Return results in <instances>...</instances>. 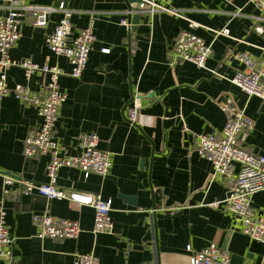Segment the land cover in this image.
Masks as SVG:
<instances>
[{
	"label": "crops",
	"instance_id": "crops-1",
	"mask_svg": "<svg viewBox=\"0 0 264 264\" xmlns=\"http://www.w3.org/2000/svg\"><path fill=\"white\" fill-rule=\"evenodd\" d=\"M155 2L166 9L138 14L140 22L129 28L121 24L130 16L126 0H0V16L12 3L64 4L71 12L72 39L93 21L96 39L80 78L70 75L66 57L48 49L59 12L49 16L46 27L25 22L10 56L64 71L59 84L67 98L53 134L60 150L78 154L80 137L96 134L112 166L105 176L89 177L66 166L58 171L57 184L67 192L112 199L114 224L111 233L94 232L95 210L89 205L37 192L5 193L6 175L47 183L49 162V156L24 154L26 137L42 119L36 108L10 95L0 99V213L14 239V256L0 264H74L76 254H93L100 264H190L189 246L199 252L213 243L231 254V264H264V246L243 234L236 215L214 205L227 197L229 183L222 177L211 181L213 165L199 153L197 141L224 128L227 116L218 102L230 98L254 122L244 147L264 156V98L248 96L231 82L244 67L238 54L264 65V34L256 31L254 19L260 10L251 0ZM225 28L230 36L216 33ZM185 30L212 46L205 68L174 62L177 38ZM5 73L12 89L21 86L38 94L50 80L44 72L28 77L19 66ZM135 97L141 109L132 123ZM237 172L236 166L233 175ZM20 187L15 182L8 188ZM253 206L264 215V191L254 195ZM42 214L77 221L82 233L75 239L42 237L32 220Z\"/></svg>",
	"mask_w": 264,
	"mask_h": 264
},
{
	"label": "built area",
	"instance_id": "built-area-1",
	"mask_svg": "<svg viewBox=\"0 0 264 264\" xmlns=\"http://www.w3.org/2000/svg\"><path fill=\"white\" fill-rule=\"evenodd\" d=\"M260 10L256 20V31L264 34V0H251ZM166 9L159 6L155 0H141L137 8L128 11L129 15L152 13ZM62 14L54 31L47 38L48 49L53 53L67 58L72 66L70 75L80 78L84 73L93 43L96 39L93 21L88 27L79 31L76 38H70L72 33L71 12L64 4L59 7L38 4L10 5V11L0 16V99L13 95L27 106L36 108L42 119L41 127L29 132L25 139L24 154L35 158L49 156L46 172L48 181L39 184L27 179L6 175L5 193L18 197L37 192L48 199H68L78 204L91 206L95 210L94 232L111 233L114 224L111 217L112 199H105L101 194H82L67 192L57 184L58 171L63 167H78L85 177L91 174L107 175L112 162L109 154L99 148L100 138L96 134H85L80 137L78 154H67L60 150L53 134L59 118L60 110L66 101V94L60 88V77L64 71L58 66H40L32 60H15L10 56V50L22 38V25L30 22L36 27H46L52 13ZM121 24L131 28L127 19ZM196 23L191 22V27ZM218 35L230 36L229 29L216 31ZM104 49V52H109ZM212 54V46L192 31H182L176 41L173 52L174 62L187 61L198 67L205 68ZM239 61L244 67L236 72L231 82L248 96L264 98V65L253 56L240 53ZM11 66L25 69L27 76L35 72H44L50 76L45 90L38 94L26 87L18 86L12 89L7 81L5 70ZM218 105L227 116L224 128L220 132L203 134L197 138L199 153L213 165L214 172L211 181L225 178L229 183L227 197L217 202L216 207H223L229 213L237 216L241 223L243 234L264 246V215L258 214L253 206L255 194L264 191V156L248 151L244 141L252 134L254 122L243 110H240L230 98H224ZM141 100L135 97L129 109V120L137 123L140 115ZM238 172L234 176L235 167ZM15 182L21 186L11 192L8 188ZM33 222L39 226L40 236L51 239H75L82 233L79 222L52 217L48 214L34 215ZM14 239L7 226L5 214L0 213V260L11 262L13 259ZM191 253L190 264H231V254L210 244L199 252ZM74 264H100L93 254H76Z\"/></svg>",
	"mask_w": 264,
	"mask_h": 264
},
{
	"label": "water",
	"instance_id": "water-1",
	"mask_svg": "<svg viewBox=\"0 0 264 264\" xmlns=\"http://www.w3.org/2000/svg\"><path fill=\"white\" fill-rule=\"evenodd\" d=\"M127 1V3H128V8H129V10H132V8H133V4H135V3H141V0H126ZM129 21L130 22H132V23H134V24H138L139 22H140V15H138V14H135V15H130L129 16ZM132 100H133V98H132Z\"/></svg>",
	"mask_w": 264,
	"mask_h": 264
}]
</instances>
